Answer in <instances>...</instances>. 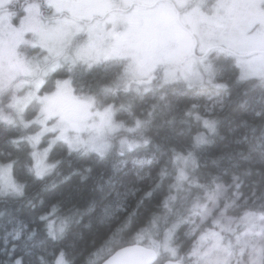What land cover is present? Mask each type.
<instances>
[{"label": "snow or ice", "instance_id": "6c2138e0", "mask_svg": "<svg viewBox=\"0 0 264 264\" xmlns=\"http://www.w3.org/2000/svg\"><path fill=\"white\" fill-rule=\"evenodd\" d=\"M232 77L259 89L261 106L253 109L251 123L243 121L241 136L202 171L197 157L219 134L225 103L218 101L219 113L214 105L202 114L196 103L180 107V96L208 86L227 89L226 78ZM145 94L153 103L138 115L136 100ZM191 119L197 122L195 134L181 151L172 148L157 173L153 160L137 158L134 177H108L107 195L91 208L103 238L79 259L66 258L68 245L56 251L79 211L70 207L58 216L56 204L46 209L39 216L45 238L27 243L38 226L24 244L27 254L37 244L48 252L49 240L54 242L52 258L41 256L40 264H97L93 257L102 254V264H264V0H0L5 202L22 198L27 182L14 178L17 161L9 145L17 150L30 145L28 177L45 181L62 163H47L57 142L69 158L89 156L103 164L110 154L150 147L153 128L182 134L178 125L191 126ZM46 133L53 135L41 153L36 148ZM169 164L174 182L148 207L171 175ZM225 176L229 180L222 181ZM20 239L17 232L14 240Z\"/></svg>", "mask_w": 264, "mask_h": 264}, {"label": "trees", "instance_id": "16d2710c", "mask_svg": "<svg viewBox=\"0 0 264 264\" xmlns=\"http://www.w3.org/2000/svg\"><path fill=\"white\" fill-rule=\"evenodd\" d=\"M235 71L236 75H238L237 69ZM226 79L229 85L227 89L214 90L213 93L203 97L199 93L197 94L196 91L185 90V93L180 96V107H191L192 103H196L200 106L199 111L202 114H204L206 107L211 109L214 105L216 106V112L219 113L218 101L223 100L225 103L219 134L213 138L212 144L205 146L206 151L203 155L197 157L202 171L206 170L205 165L211 166L213 158L219 155L225 144L241 136L246 130L243 126V121L248 120L251 123L253 109H258L261 106L262 101L259 89H252L245 83L237 82L234 77ZM222 81L225 82L224 80ZM169 95L171 96V92ZM123 97L121 96V98ZM143 99L144 101L142 102L140 98H137L134 112L137 113L140 103L146 102L147 97ZM146 109L147 107L143 110ZM123 118L129 119L124 113ZM178 128L183 129L182 134L153 128L149 133L153 139V144L150 147L136 149L133 153L126 152L123 156L117 153L110 154L107 161L103 164L99 163L94 157L89 156H73L69 158L67 153L61 151L58 146L61 142H57V145L51 149L48 158L52 163L57 160H61L62 163L58 165L57 171L47 177L45 181H35L33 178L28 177L26 158L30 155V147L22 145L17 150L14 146L9 145L8 150L13 154L12 159L17 161L13 171L14 178L18 182H24L27 178V182L25 195L22 198L7 202L0 198V264H9V260L14 264L16 259H20L22 264H26L29 260L33 261L34 264H40L41 256L46 261L52 258L49 253L52 251L51 245L54 242L50 240L48 252L43 251L38 244L36 247L31 248L29 253L26 254L24 252L27 234L33 228L39 226L35 239L27 241L29 245L45 238L46 231L43 222L39 220V216L46 209H50L52 204L57 205L58 216L65 214L66 209L70 207L80 213L68 224L65 234L57 247V254L59 247L68 245L65 248L66 258L72 260L75 254L76 258L79 259L80 254L85 249L91 250L94 246L98 247L103 238L104 230H98L95 222L91 220V208L107 195L109 191L106 183L108 177L110 175L123 177L125 173L134 177L133 160L137 158L153 160L151 167L153 168V173H157L159 167L163 166L162 162L168 160L173 147L178 152L185 148L189 135H194L197 130V122L191 119V126L187 124L178 125ZM157 145H159V148H157ZM0 153H3L2 148H0ZM0 161L3 163L7 162L3 154H0ZM157 161L161 163L158 165ZM224 166L226 165H221V167ZM148 167V165H145V171H147ZM168 168L171 175L164 178L162 189H156L155 196L148 207L154 206L158 200L163 198V195L167 192L168 184L174 179V167L169 164ZM227 180H229V177H222V181ZM157 183H159V180ZM150 184L151 181L148 184L141 185V187H148ZM101 185L105 188L103 193L100 191ZM129 199L132 203L135 202L134 197H129ZM33 204L35 207H32ZM144 211V209H141V213ZM58 223L59 221L57 220ZM183 227L184 225L179 230L182 240ZM17 232L21 234V239L18 241L14 240ZM13 244L17 245L15 252L11 251ZM102 257L103 254L99 258L93 257V259L96 260L97 264H100Z\"/></svg>", "mask_w": 264, "mask_h": 264}, {"label": "rangeland", "instance_id": "374dc122", "mask_svg": "<svg viewBox=\"0 0 264 264\" xmlns=\"http://www.w3.org/2000/svg\"><path fill=\"white\" fill-rule=\"evenodd\" d=\"M237 73L239 74V69H237ZM145 95H146V94H145ZM120 96H124V93H121ZM144 98H145V97H144ZM140 99L142 100V102L144 101L143 98H140ZM152 103H153V100H152V98H151V94H150V96L147 97L146 102H144V103H140V105H139V110H137V114L139 115V114L142 113V112L146 114V111H147V110H150V106H151ZM146 107H147V109H146V110H143V109L146 108ZM118 119H125V118H123V113H118ZM125 120H126V119H125ZM126 121L129 122V123H128V126H132L133 121H132L130 118H129L128 120H126ZM200 130H203V129L201 128ZM30 134H31V132H30ZM130 134H131V133H124V135H128V136H130ZM48 136H51V135L48 134ZM43 141H44V138L42 137L40 143L37 145V148H36V150L39 151V152H41V153L44 151L45 148L48 147V143H45V144H44ZM44 142H45V141H44ZM22 145H27V146H29L30 149H31V150H30V153H31V151H33V149L31 148V146L28 145L26 142L22 143V144L20 145V147H21ZM54 146H55V145H54ZM54 146H53V147H54ZM59 147H60V146H59ZM60 148H61V147H60ZM50 151H51V150H50ZM50 151H49V153H50ZM64 152L67 153V151H66V147H65V149H64ZM49 153H48V156H49ZM0 163H3V162L0 161ZM32 163H33L32 157H31V155H29V157L26 158L27 168H28L29 166H31ZM47 163H52V162H50L49 158L47 159ZM174 179H175V176H174ZM174 179H173L170 183L174 182ZM186 230H187V228H186V226H184V227H183V230H182V235H183L184 231H186ZM183 239H184V235H183Z\"/></svg>", "mask_w": 264, "mask_h": 264}, {"label": "flooded vegetation", "instance_id": "af4514ba", "mask_svg": "<svg viewBox=\"0 0 264 264\" xmlns=\"http://www.w3.org/2000/svg\"><path fill=\"white\" fill-rule=\"evenodd\" d=\"M218 82H221V83H223V81L222 80H218ZM214 90H217V89H213L211 86H208V87H206V88H203V89H197V90H195L196 92H197V94L199 93L200 95H201V97H203V96H206V95H208V94H210V93H213V91ZM150 96V94H146L145 95V97H149ZM48 134L49 135H51V136H48ZM52 133H46L44 136H43V138H44V141H43V143L45 144V143H48V141L52 138ZM60 143V142H59Z\"/></svg>", "mask_w": 264, "mask_h": 264}, {"label": "water", "instance_id": "95a60500", "mask_svg": "<svg viewBox=\"0 0 264 264\" xmlns=\"http://www.w3.org/2000/svg\"><path fill=\"white\" fill-rule=\"evenodd\" d=\"M100 264H102V262Z\"/></svg>", "mask_w": 264, "mask_h": 264}]
</instances>
